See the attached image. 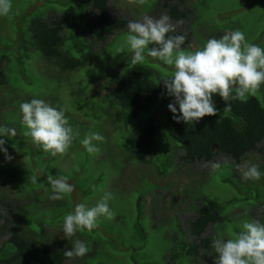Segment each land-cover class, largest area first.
I'll return each instance as SVG.
<instances>
[{
	"label": "rangeland",
	"instance_id": "obj_1",
	"mask_svg": "<svg viewBox=\"0 0 264 264\" xmlns=\"http://www.w3.org/2000/svg\"><path fill=\"white\" fill-rule=\"evenodd\" d=\"M164 1L146 0L143 6H137L128 4L127 0H111L110 8L113 17L125 18L129 22L139 20L144 15L156 18L168 16L162 8ZM11 2L14 18L8 20L0 17V56H4L3 60L6 61V66L3 62L2 67L7 74V84L0 86L3 93H0V102L7 103L0 110V127L14 128L16 135L7 136L10 142L5 144L13 159L5 161L0 153V198H3L0 210L9 211L13 205L11 216H23L31 232H41L42 227H51L54 231L52 238L62 242L67 240L62 231L64 216L73 211L76 204L85 203L92 207L104 192H110L113 199L109 206L115 213L114 218H101L99 226L92 232H77L70 240L81 239L89 251L83 258L68 260L66 264L160 262L169 258L171 251L177 250V223L182 228V241L187 244L191 242L186 223L195 215V211L197 213L198 207L205 206L221 217L203 235L211 237L212 242L219 237L227 238L229 233H238L244 221L264 223V212L259 210V206L264 204V166L260 168L259 163L264 159V154L251 153L239 163L241 166L254 164L260 168L261 179L255 181L251 188V180L242 179L243 167L238 168L228 159L216 157L208 163L182 161L180 157L183 152L179 144L165 135L167 123L164 115L168 108L160 114L163 118L156 114L159 107H165L159 100L140 113L121 110V119L117 121L113 116L97 119L78 117L69 95H51L59 84L61 87L69 81L75 88L78 87L75 80L81 76L79 71L85 73L86 79L89 77L84 81L89 86L86 95L97 99L96 95L110 91V87L106 89L108 76L126 68L133 55L126 45L122 53L117 51L124 44L128 28L119 35L112 34L107 43L98 44L85 69L60 73L43 61L36 51L23 52L20 37L27 34L31 19L46 18L48 11V18L55 16L69 3H76V0ZM180 9H188L191 12L189 18L170 19L177 26L174 34L186 36L183 47L186 52L200 50L209 39H219L235 30L242 31L248 43L264 41V0H185ZM86 35L87 31H84ZM19 56L20 65L17 64ZM142 64L169 75L173 71L162 61L148 57L147 50ZM255 96L264 106V85ZM33 98L62 108L70 126L79 132L67 155L53 157L33 145L31 138L24 135L26 129L21 123L20 104ZM213 101L216 104L214 98ZM5 114L9 116L8 120ZM149 120L158 126L156 141L159 142L146 163L140 164L124 155L118 144L129 137L133 129L141 130ZM89 132H98L105 137L104 142H96L100 148L97 154L87 153L81 143ZM261 146L264 149V141ZM213 163L220 164V167L214 170ZM48 174L64 177L74 191L63 200H51L49 197L52 193L46 179ZM33 177H36V183H33ZM212 242L208 256L197 263H188L213 264L216 253Z\"/></svg>",
	"mask_w": 264,
	"mask_h": 264
},
{
	"label": "trees",
	"instance_id": "obj_2",
	"mask_svg": "<svg viewBox=\"0 0 264 264\" xmlns=\"http://www.w3.org/2000/svg\"><path fill=\"white\" fill-rule=\"evenodd\" d=\"M110 1L76 0V3H69L55 16L48 18L50 13L48 11L46 18L31 19L27 34L20 37L22 42L20 49L23 52L36 51L43 61L60 73L79 71V68L85 69V66L91 62L94 48L98 44L107 43L112 34L119 35L127 28V19L112 16ZM173 1L165 0L162 4L168 16L173 20L188 19L191 12L188 9H180L185 0H176V3L171 4ZM84 31H87L86 36ZM180 34L182 33H170V35ZM257 43L256 45L264 49L263 39ZM185 45L186 41L182 48ZM3 58L4 56H0L1 87L7 84V74L2 67L3 62L6 66V61ZM19 58L20 56L17 64ZM79 72L81 76L79 80H75L78 87L75 88L69 81L61 87L59 84L55 91H51L53 92L51 95L56 97H59L60 93L69 95L72 108L77 112L78 117L97 119L113 116L119 121L121 110L132 114L140 113L148 110L155 101L159 100L165 106L159 107L156 111L161 119L163 116L160 114L171 102L170 97H162L164 88L163 84L159 83L170 75L145 64L132 65L130 62L120 72L109 75L106 89L110 87L111 90L96 95L97 99L86 95L89 86L84 81L89 77L86 79L85 73ZM213 98L220 112L216 116L204 117L198 123H176L169 110L164 115L167 123L165 135L179 144L183 152L180 159L186 163H208L219 157L228 159L237 166L251 153L263 155L264 149L261 145L264 141V106L257 96H249L244 101H231V111L227 113L222 110L225 105L221 98L218 95ZM6 104L0 102V110L5 108ZM5 118L9 116L5 114ZM157 129V124L149 120L141 130L133 129L129 137H125L118 146L130 160L144 164L152 155L155 144L159 142L156 141ZM3 138L10 142L9 137ZM114 143L117 144L116 141ZM259 163H261L260 168L264 166V159ZM257 167L260 170L259 166ZM251 182L252 188L255 181L251 180ZM232 186L234 187L235 184ZM2 199L0 198V205L3 206ZM137 204L139 200L136 206ZM13 208L12 205L9 211L0 210V222H3L0 223V264H66L69 259L65 257L64 252L72 247L73 241L61 242L52 238L51 233L54 231L51 227L43 228L42 223L38 224L40 228L42 227L41 232H31L23 216L17 218L11 216ZM259 210L264 212V204L259 206ZM220 220L218 213L212 212L205 206L198 207L197 213L195 211V215L186 223L191 242L187 244L182 241V228L177 223L179 229V236L175 238L178 240L177 250L171 251L169 258L149 264L197 263L210 254L211 237L203 235L210 226ZM17 222L22 224H15ZM57 238L60 240L59 235Z\"/></svg>",
	"mask_w": 264,
	"mask_h": 264
},
{
	"label": "clouds",
	"instance_id": "obj_3",
	"mask_svg": "<svg viewBox=\"0 0 264 264\" xmlns=\"http://www.w3.org/2000/svg\"><path fill=\"white\" fill-rule=\"evenodd\" d=\"M130 5L143 6L146 0H127ZM13 5L11 0H0V17L12 20ZM176 25L167 15L158 18L144 15L139 20L128 22V34L124 44L118 48L123 52L125 45L133 54L132 65L142 64L147 56L162 61L173 68L170 76L164 77L162 97H170L167 105L176 123L194 124L204 117L216 116L220 111L213 101L219 96L224 102L223 112L231 111V101H244L254 96L264 85V49L246 42L240 30L224 34L221 38L209 39L204 47L194 52H186L182 46L186 36L170 35L176 31ZM152 45V47H149ZM21 123L25 127L24 135L31 138L32 144L51 156H65L79 132L69 124L65 111L56 108L45 100L33 98L20 104ZM14 128L0 127V153L5 161H11L4 136H15ZM105 137L98 132H89L81 141L84 149L97 154L100 148L96 142H104ZM15 150V148L13 147ZM227 160H225V163ZM220 164L213 163L218 169ZM243 167L242 179L259 181L261 173L254 164L237 165ZM53 201H60L69 196L74 187L64 177L47 175ZM36 183V177L32 178ZM113 199L110 192H104L92 207L85 203L75 205L73 211L63 218L62 231L65 239L70 240L77 232H92L99 226L101 218L112 220L115 213L109 202ZM241 231L229 233L227 238L213 240L216 253L213 264H264V223L257 220L244 221ZM88 247L81 239H75L72 247L64 252L69 260L83 258Z\"/></svg>",
	"mask_w": 264,
	"mask_h": 264
}]
</instances>
